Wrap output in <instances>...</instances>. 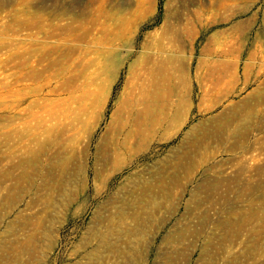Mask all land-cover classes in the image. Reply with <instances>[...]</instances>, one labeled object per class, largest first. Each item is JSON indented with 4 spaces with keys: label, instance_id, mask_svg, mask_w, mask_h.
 Returning a JSON list of instances; mask_svg holds the SVG:
<instances>
[{
    "label": "rangeland",
    "instance_id": "374dc122",
    "mask_svg": "<svg viewBox=\"0 0 264 264\" xmlns=\"http://www.w3.org/2000/svg\"><path fill=\"white\" fill-rule=\"evenodd\" d=\"M0 264H264V0H0Z\"/></svg>",
    "mask_w": 264,
    "mask_h": 264
}]
</instances>
